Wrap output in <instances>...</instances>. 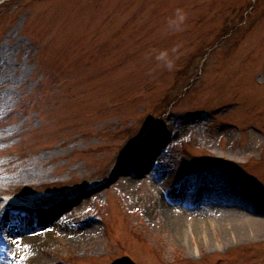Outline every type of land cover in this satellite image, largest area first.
<instances>
[{"label":"rangeland","instance_id":"1","mask_svg":"<svg viewBox=\"0 0 264 264\" xmlns=\"http://www.w3.org/2000/svg\"><path fill=\"white\" fill-rule=\"evenodd\" d=\"M3 199L0 264H264V0H0Z\"/></svg>","mask_w":264,"mask_h":264},{"label":"bare ground","instance_id":"2","mask_svg":"<svg viewBox=\"0 0 264 264\" xmlns=\"http://www.w3.org/2000/svg\"><path fill=\"white\" fill-rule=\"evenodd\" d=\"M183 190V189H182ZM158 201H159V204H161L162 205V207L164 206V204H166L165 202H164V200H163V198H159L158 199ZM167 205V204H166ZM164 208V207H163ZM168 217H170V218H172V217H175L176 215L175 214H173V211L170 209V207H167V212L165 213ZM188 214H190L189 212H185V215H188ZM182 215V214H181ZM193 214H191V216H192ZM11 217H12V215L11 214H9V215H7V220H10L11 219ZM186 219V218H185ZM191 220H192V222H193V224L195 225V223L196 224H198L197 222H199V220L200 219H198V218H196V216L195 215H193V217H191ZM27 225L25 224L24 225V228H25V230L27 231V227L28 226H30L31 225V223H30V221H28L27 220ZM245 223V222H244ZM218 224V223H217ZM218 225H220V230H221V232H224V233H233V234H235V232H237V230L239 231V232H241V231H244L245 232V230L244 229H246V230H251L252 228H255V227H258V228H261V230L262 229H264V222L263 221H257V220H255L253 223H252V225L251 226H249V225H247L246 223L245 224H243V223H241L240 221H235V222H231L230 224H227L226 223V225H224V226H222V224H218ZM226 227V228H225ZM27 240H30V241H32V242H34V241H36L37 242V240H39V238H37L36 236L35 237H33V236H29V237H27Z\"/></svg>","mask_w":264,"mask_h":264}]
</instances>
